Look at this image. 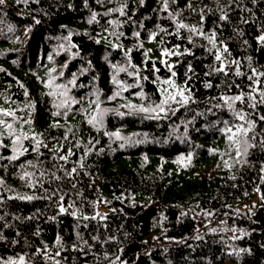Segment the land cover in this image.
I'll return each instance as SVG.
<instances>
[{
  "label": "trees",
  "instance_id": "1",
  "mask_svg": "<svg viewBox=\"0 0 264 264\" xmlns=\"http://www.w3.org/2000/svg\"><path fill=\"white\" fill-rule=\"evenodd\" d=\"M261 37L264 0H2L0 264H264Z\"/></svg>",
  "mask_w": 264,
  "mask_h": 264
},
{
  "label": "rangeland",
  "instance_id": "2",
  "mask_svg": "<svg viewBox=\"0 0 264 264\" xmlns=\"http://www.w3.org/2000/svg\"><path fill=\"white\" fill-rule=\"evenodd\" d=\"M99 39L104 41L102 36H99ZM142 47L144 49L146 61H150V62L159 61L162 64L166 63L170 68L171 76L166 78L164 81L167 80V81H171L172 83L166 84L163 81V85L159 86V90L162 92V94L163 95H169V94L174 95L175 97H179L182 101L187 100L190 97L188 90L182 84L176 83L173 79V73H174L172 69L173 62L172 60H170V58L178 55L179 52L177 50H175L174 52L157 50L155 46L154 37H152L146 43H143ZM165 53H168V54H165ZM177 91L183 92V96L181 97L180 95H177ZM240 128H241L240 126H237V128H235L234 130L226 131L224 135H222L221 139L218 142H216V148L218 152L214 154L209 160L210 161L209 166L208 165L206 166V167H209L206 172V175H209L211 173L212 174L216 173L219 164H220L219 168L223 166L224 167L228 166L229 155L226 154V151L229 148L236 149L237 140H234V139H236V136H238V133H239L237 129H240ZM218 153H222V154L218 155ZM122 162H125V161L120 160V162H117V163H122ZM153 162H156V160H153ZM233 206L236 210L241 211V212L251 210L254 208H258L260 206H264V197H262L259 191V187H257V189H255L254 191L239 198L233 204ZM223 264H231V263H223Z\"/></svg>",
  "mask_w": 264,
  "mask_h": 264
},
{
  "label": "snow or ice",
  "instance_id": "3",
  "mask_svg": "<svg viewBox=\"0 0 264 264\" xmlns=\"http://www.w3.org/2000/svg\"><path fill=\"white\" fill-rule=\"evenodd\" d=\"M0 2H2V0H0ZM166 6H167V5H166ZM178 27H179V28H184V27H186V25L179 24ZM192 31L195 32L196 29L193 28ZM201 34H202V33H201ZM261 39L264 40V37H261ZM209 40H210V42H211L212 37H210ZM165 54H168V53H165ZM216 59H217V60H220L221 57H220L219 55H217V56H216ZM221 70H222V69H221ZM173 75H175V73H173ZM164 83H166V84H171L172 82L166 80V81H164ZM208 86L210 87L211 85H208ZM177 95H180V96L182 97V96H183V92L177 91ZM262 95H264V93H262ZM234 99H235V100H241V99H242V96H236V97H234ZM169 100H175V96L170 94V95H169V96H168V97L162 102L161 105H157L156 107L159 108L160 111H163V107H162V105H163V104H167ZM184 102H187V101L185 100ZM139 110H140V111H149V109H146V108H141V109H139ZM153 110H155V109H153ZM2 114L5 115V116L14 115V114L11 113V112H3ZM93 119H96V118L93 117ZM241 119H243V116H241ZM261 119H264V117H261ZM90 122H91V121H90ZM0 123H4V121L0 120ZM7 127H8L9 129H11L12 125H11V124H8ZM237 131H239V132H243L244 129L240 128V129H237ZM14 143H15V141H14ZM14 158H15V157H12V159H14ZM73 171H74V170H73ZM29 199H31V197H29ZM61 211H64V209L62 208ZM21 260H22V258H21Z\"/></svg>",
  "mask_w": 264,
  "mask_h": 264
}]
</instances>
